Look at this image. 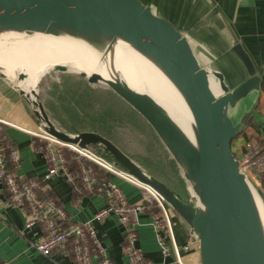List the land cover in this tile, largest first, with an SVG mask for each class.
<instances>
[{
  "label": "water",
  "instance_id": "95a60500",
  "mask_svg": "<svg viewBox=\"0 0 264 264\" xmlns=\"http://www.w3.org/2000/svg\"><path fill=\"white\" fill-rule=\"evenodd\" d=\"M63 21H76L87 30L120 36L151 59L183 90L198 124L200 153L150 94L141 96L103 81L96 72L90 75L80 72L88 77L90 83H106L154 127L197 194L189 175L158 129L169 137L197 168L200 201L196 199L198 204L195 205L183 199L165 182L143 172L106 136L96 131L73 135L59 129L43 104L38 103L39 109H35V114L44 128L59 140L82 148L102 144L121 170L161 193L196 234L202 264H264L261 217L251 186L240 171L239 160L232 149L233 140L242 126L235 124L228 115L230 106H235L238 100L259 89L262 83L261 75L255 72L253 61L241 44L233 50L246 64L251 76L230 89L223 73L200 65L186 36L167 19L155 15L140 0H0V26L52 31ZM54 68L67 70L65 64ZM213 76L219 79L222 88L219 97L211 87ZM19 78L24 79L25 74L20 73Z\"/></svg>",
  "mask_w": 264,
  "mask_h": 264
},
{
  "label": "crops",
  "instance_id": "0c3cea01",
  "mask_svg": "<svg viewBox=\"0 0 264 264\" xmlns=\"http://www.w3.org/2000/svg\"><path fill=\"white\" fill-rule=\"evenodd\" d=\"M160 17L169 19L189 40L202 67L224 74L230 89L249 78L250 72L233 48L241 44L251 57L255 72L262 77L261 87L242 98L237 104L241 130L233 140V152L240 156L244 146L252 142L264 148V0H141ZM22 90H17L0 74V129L5 144L15 146L21 156L16 170L20 179L34 177L45 185L43 196L54 197L73 222H84L107 204L98 193L77 190L64 176H53L43 181L48 162L33 145V131L40 130L41 120L35 114V105ZM92 131V130H89ZM73 134V133H72ZM8 146V147H9ZM246 150V147H245ZM69 152V156H70ZM85 164H89L87 160ZM13 168V164L8 160ZM97 169L101 171L100 167ZM130 203L143 200V190L119 175H112ZM264 201V175L254 177ZM10 194L0 180V264H75L72 255L55 249L46 256L32 247V242L43 234L36 224L26 227V217L17 207L9 205ZM174 240L180 247L182 264H202L199 241L191 240L188 223L175 211L170 212ZM98 236L111 258V264H128L123 251L125 230L116 215L95 223ZM137 246L156 264L164 257L154 226L152 212L146 208L139 215ZM191 241V242H190ZM190 242V243H189ZM171 248L168 264H180L173 248V239L166 237ZM186 244L190 249H185ZM94 264H100L94 259Z\"/></svg>",
  "mask_w": 264,
  "mask_h": 264
},
{
  "label": "built area",
  "instance_id": "2783aa9c",
  "mask_svg": "<svg viewBox=\"0 0 264 264\" xmlns=\"http://www.w3.org/2000/svg\"><path fill=\"white\" fill-rule=\"evenodd\" d=\"M32 136L33 145L43 153L49 166L43 175V181L57 175L64 176L77 190L98 193L107 201L92 218L84 222H73L54 197L42 195L45 190L42 181L34 177L19 178L16 172L21 160L18 148L15 146L5 148L0 141V180L10 194L9 205L19 208L24 213L27 228L36 224L43 228L41 237L32 242L33 248L46 256L51 255L55 249H60L72 255L75 264H94L95 258L99 259L100 264H111L112 260L98 236L95 223L104 221L113 214L118 217L125 230L123 251L128 264H156L137 246L136 226L139 224V215L144 212L147 203L159 208L152 213V225L164 257L162 264H168L166 259L171 255V248L166 243L168 235L173 239L177 261L182 264L180 247L174 240L170 218V212L174 210L161 193L121 170L91 147L82 148L59 140L44 128V124L40 125V130L33 131ZM67 152H70V157ZM235 156L239 160V169L249 184L256 186L254 177L261 179L264 175V150L248 142L246 152ZM8 160L13 164L12 169ZM70 160H74L79 172L73 170ZM85 160L89 164H85ZM112 175L122 176L141 187L143 200L130 203L122 189L112 181ZM191 236H193L191 240H198L195 233L191 232ZM184 248L190 249V245L186 244Z\"/></svg>",
  "mask_w": 264,
  "mask_h": 264
},
{
  "label": "rangeland",
  "instance_id": "374dc122",
  "mask_svg": "<svg viewBox=\"0 0 264 264\" xmlns=\"http://www.w3.org/2000/svg\"><path fill=\"white\" fill-rule=\"evenodd\" d=\"M151 10L152 12L154 11L152 8ZM153 13L155 14V12ZM168 21L171 22L169 19ZM21 33L16 36L22 35ZM34 39L35 35L28 33L24 36L9 40L8 46L0 49V60L5 61L7 67H10L16 60L18 62L25 58H31L38 46V44H32ZM37 62H39V60ZM59 62H61V64H66L67 70H56L51 66L57 62L40 66L39 70L40 73H42L36 87L35 82L37 77L35 76H33L32 80H27L21 84V79L19 78L20 74L13 76L2 68H0V74L15 89L24 90V93L32 99V103L36 102L35 105L37 106H35V109H39L38 103L43 104L49 118L57 127L70 125L79 129L82 123H85L90 130L97 131L100 134L102 133L109 139L115 141L117 145L139 165L143 172L147 173L146 169H149L162 177L165 175L170 178V180H173L176 184V189H172L175 192L178 190L180 193L184 192L181 197L197 205V194L193 186L154 127L149 124L132 105L128 102L126 103L120 95L114 93L106 83H90L88 77L80 73L83 69L88 73L91 72L92 69L87 63L68 53L64 54ZM70 75L74 76L78 84L81 82L78 75H82L86 79V85L82 88L77 85L73 91L70 90V93L67 95L71 101L70 105L78 107L77 111L68 110L66 105L61 103L58 99L62 97L61 86L64 87V90H67L70 86L75 85L74 81L69 82V78H71ZM51 82L53 83L51 84ZM211 83L216 91V96L219 97L222 94V88L218 85L219 79L213 76ZM219 86L221 91L219 90ZM33 88L36 89L31 92ZM49 88L54 90L53 96L55 97H51V102L47 104V97L50 96ZM90 89L93 90L94 93H90ZM136 89H141L140 91L143 90V93L150 94L153 97L151 90H149L145 82H140ZM95 92H100L102 96H100V100H97L96 96L94 98L93 95H95ZM75 96L77 98L76 100L74 99ZM153 99L155 100L154 97ZM239 102L240 100L237 101V104H239ZM237 104L235 106H230L228 109V115L235 124H238V122L244 118H240L239 110L237 111ZM86 105L92 107L93 111L89 114L85 110ZM58 128L61 129L60 127ZM89 147L94 149L99 155L107 158V152L102 144L96 143V145L92 144ZM166 149L169 151V154ZM173 159L175 162H173ZM110 161L113 162V160ZM176 163L179 165L181 172L178 170ZM147 174L155 176L153 174ZM186 184L187 186L189 184L190 187L188 188ZM187 189L191 191L189 192L191 195L190 198H187Z\"/></svg>",
  "mask_w": 264,
  "mask_h": 264
},
{
  "label": "bare ground",
  "instance_id": "6f19581e",
  "mask_svg": "<svg viewBox=\"0 0 264 264\" xmlns=\"http://www.w3.org/2000/svg\"><path fill=\"white\" fill-rule=\"evenodd\" d=\"M19 33L22 35L16 36ZM28 33L35 35L32 44H38L31 58H25L18 62L16 60L10 67H7L5 61L0 60V68L5 69L10 75L25 74V78L21 79V84L27 80H32L35 76L37 77L36 87L42 73L39 70L40 66L55 62L57 63L51 66L61 65L59 61L66 53L77 57L91 67L92 70L89 73L83 69L82 72L85 74L99 73L103 81L117 84L141 96L148 94L143 93V90L140 91L141 89L137 90L136 87L139 86L140 82H145L151 90L157 106L173 120L191 146L198 153L201 152L198 124L185 100L183 90L151 59L123 38L118 35L87 30L76 21H63L52 31H46L44 28L26 30L0 26V49L6 48L9 40ZM38 60L39 62H37ZM35 89L33 88L31 92ZM212 90L216 94L213 87ZM158 131L189 175V179L198 192L197 200L200 201L201 191L197 168L174 146L162 130L158 129ZM250 186L257 203L264 235V201L257 186ZM192 223L194 224L195 221Z\"/></svg>",
  "mask_w": 264,
  "mask_h": 264
},
{
  "label": "trees",
  "instance_id": "16d2710c",
  "mask_svg": "<svg viewBox=\"0 0 264 264\" xmlns=\"http://www.w3.org/2000/svg\"><path fill=\"white\" fill-rule=\"evenodd\" d=\"M71 76V78H69V82H71V81H74L75 82V85H73V86H70L67 90H64V87L63 86H61L60 87V89H61V96L62 97H60V98H58L59 100H60V102L61 103H64V105H66V107L68 108V110H71V111H77L78 110V107L77 106H72V105H70V103H71V101L69 100V98H68V93H70L69 91L70 90H72L73 91V89L77 86V85H79V87H83L84 85H86V83H85V81H86V79L82 76V75H78L79 77H80V79H81V82L78 84L77 83V81L75 80V78H74V76L73 75H70ZM53 82H51V84H52ZM110 89L114 92V93H116L111 87H110ZM49 92H50V96L49 97H47V104L48 103H50L51 102V97H55V96H53V92H54V90L52 89V88H49ZM90 93H94L93 92V90H91L90 89ZM94 96V98H95V96H96V99L97 100H100L101 99V94H100V92H95V95H93ZM101 96V97H100ZM74 99L76 100L77 98H76V96L74 97ZM126 102V101H125ZM127 103V102H126ZM85 110H86V112L89 114L91 111H93L92 110V107H90V106H85ZM141 115V114H140ZM79 117V116H78ZM143 117V116H142ZM145 119V118H144ZM146 120V119H145ZM147 121V120H146ZM148 122V121H147ZM149 123V122H148ZM150 124V123H149ZM58 127H60L61 129H63L65 132H67V133H75V132H82V131H89L90 129L88 128V125H86L85 123H82V125H81V127L79 128V129H76V128H74L73 126H70V125H64V127L63 126H58ZM79 130V131H78ZM240 130H241V128H240ZM240 130H239V132H240ZM1 129H0V141H1V143H2V145L3 146H5V148H7L9 145L8 144H5V142H3L2 140V138H1ZM97 132V131H96ZM239 132H238V134H239ZM99 133V132H98ZM102 134V133H101ZM103 135V134H102ZM105 136V135H104ZM238 136V135H237ZM108 138V137H107ZM111 140V139H110ZM113 141V140H112ZM116 145H117V143L115 142V141H113ZM94 145H96V144H94ZM93 147V146H92ZM121 148V147H120ZM94 150V149H93ZM262 150H264V148L262 149ZM166 151H167V153L169 154V151L166 149ZM235 154V153H234ZM67 155L69 156V152H67ZM106 156H107V159H109V160H113L112 159V155H110L108 152L106 153ZM70 157V156H69ZM172 158V157H171ZM173 162H175V160L173 159ZM70 163H71V165H72V168H73V170L75 171V172H79V168H78V166H77V164L74 162V160H70ZM176 166H177V168H178V170L181 172V169H180V167H179V165L176 163ZM146 172L147 173H149V174H153V175H155V177H157L158 179H160L161 181H163V182H165L169 187H171V188H173V189H176L175 188V186H176V184L173 182V180H170V178H168L167 176H165V175H163V177L162 176H160L159 174H157V173H155V172H153L152 170H149V169H146ZM186 186H187V184H186ZM188 188L190 187L189 186V184H188V186H187ZM186 190V189H185ZM177 193H179L181 196H183V194H184V192L183 193H180V191L178 190V191H176ZM189 192H191L190 190L188 191V189H187V191H186V193H187V198H190L191 197V195H190V193ZM146 208H150V210H151V212L153 213L154 211H157V210H159V208L157 207V206H151V205H149V204H147L146 203V207H145V209Z\"/></svg>",
  "mask_w": 264,
  "mask_h": 264
}]
</instances>
